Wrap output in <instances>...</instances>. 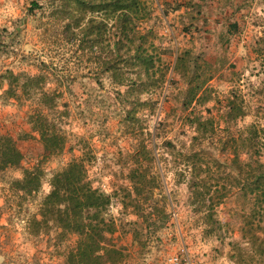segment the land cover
<instances>
[{
	"label": "rangeland",
	"instance_id": "1",
	"mask_svg": "<svg viewBox=\"0 0 264 264\" xmlns=\"http://www.w3.org/2000/svg\"><path fill=\"white\" fill-rule=\"evenodd\" d=\"M142 2L154 67L138 73L117 58L118 85L106 34L71 35L70 14L46 0H0V146L22 155L0 169V264H73L78 234L39 222L53 176L72 162L109 197L101 216L112 229L95 255L114 246L123 256L101 264H264L254 188L264 186V0ZM39 108L63 137L52 155ZM192 153L214 177L189 175ZM35 167L38 188L17 190Z\"/></svg>",
	"mask_w": 264,
	"mask_h": 264
},
{
	"label": "trees",
	"instance_id": "2",
	"mask_svg": "<svg viewBox=\"0 0 264 264\" xmlns=\"http://www.w3.org/2000/svg\"><path fill=\"white\" fill-rule=\"evenodd\" d=\"M46 2L52 6L53 15H57L58 18H63V12L70 14L72 21L69 24L72 27L67 25L64 28L66 31L69 30L71 35L75 36L73 27L82 34H94L98 38H102L103 34L107 35L105 38L109 40V52L113 55L108 70L111 72V78L118 85H124L127 78L117 66V58L122 59L126 67L130 66L128 70L138 73L143 71L144 74L148 73L154 67L153 54L146 46L149 30L145 31L139 22L140 14L145 11L142 0H46ZM39 7H41L39 3L33 2L32 8ZM85 13H88V18L83 22ZM35 112L37 115H34L36 117L34 122H38L36 127L45 151L49 155L57 153L63 143L61 132L54 125L58 122L48 121L43 117L44 113L40 108ZM34 116L30 115L31 118ZM21 157L15 145L8 141L5 147L0 146V169L19 162ZM184 159V169H189L187 170L189 175L196 177L205 172L208 176H215L210 172L209 162H206L205 169L198 163L197 153L185 155ZM214 164H218L217 159L214 160ZM40 176L37 167L25 169L22 179L16 181V189L24 192L36 190L40 184ZM84 178L85 169L79 162H72L65 170L56 173L51 180V190L41 203L39 222L45 221L47 224L51 220L58 226L78 234L76 251L70 253L73 264H101L103 257L118 260L123 255L114 246L103 247L104 254L95 255L98 250L96 245L103 238L104 232L112 229V223L101 216L109 202V197L93 189ZM259 182L260 180L256 181L254 187L257 190L256 201L264 198V186ZM206 183L205 179H201L198 184L193 183L191 196L193 201L194 197L195 200H200L203 194L198 188ZM218 203L219 201H215L213 204Z\"/></svg>",
	"mask_w": 264,
	"mask_h": 264
},
{
	"label": "built area",
	"instance_id": "3",
	"mask_svg": "<svg viewBox=\"0 0 264 264\" xmlns=\"http://www.w3.org/2000/svg\"><path fill=\"white\" fill-rule=\"evenodd\" d=\"M172 260H175V261H177V258L175 257V258H174V259H172ZM185 264H191L190 260H189V259H185Z\"/></svg>",
	"mask_w": 264,
	"mask_h": 264
}]
</instances>
